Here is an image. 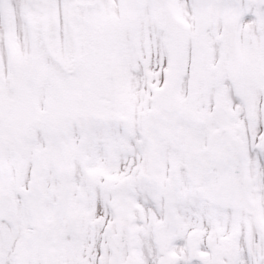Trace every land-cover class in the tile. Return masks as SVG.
Listing matches in <instances>:
<instances>
[{
  "label": "snow or ice",
  "instance_id": "obj_1",
  "mask_svg": "<svg viewBox=\"0 0 264 264\" xmlns=\"http://www.w3.org/2000/svg\"><path fill=\"white\" fill-rule=\"evenodd\" d=\"M0 264H264V0H0Z\"/></svg>",
  "mask_w": 264,
  "mask_h": 264
}]
</instances>
